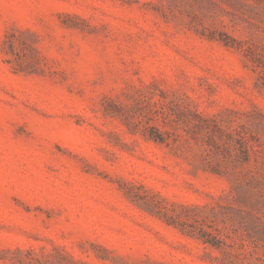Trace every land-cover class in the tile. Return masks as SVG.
Instances as JSON below:
<instances>
[{"label": "rangeland", "instance_id": "rangeland-1", "mask_svg": "<svg viewBox=\"0 0 264 264\" xmlns=\"http://www.w3.org/2000/svg\"><path fill=\"white\" fill-rule=\"evenodd\" d=\"M0 264H264V0H0Z\"/></svg>", "mask_w": 264, "mask_h": 264}]
</instances>
